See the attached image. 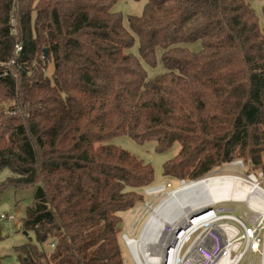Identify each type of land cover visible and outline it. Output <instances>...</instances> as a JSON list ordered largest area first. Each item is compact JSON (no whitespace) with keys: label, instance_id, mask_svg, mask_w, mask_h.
<instances>
[{"label":"trees","instance_id":"16d2710c","mask_svg":"<svg viewBox=\"0 0 264 264\" xmlns=\"http://www.w3.org/2000/svg\"><path fill=\"white\" fill-rule=\"evenodd\" d=\"M120 1L0 0V191L35 189L20 264H125L123 213L157 182L117 137L178 147L164 179L264 175V7L261 24L252 0H136L126 18Z\"/></svg>","mask_w":264,"mask_h":264},{"label":"rangeland","instance_id":"374dc122","mask_svg":"<svg viewBox=\"0 0 264 264\" xmlns=\"http://www.w3.org/2000/svg\"><path fill=\"white\" fill-rule=\"evenodd\" d=\"M144 3V1L122 0L115 6V11L121 12L125 18L130 15H140L142 14L144 9ZM251 3L260 18L261 24H263L262 10L264 7V0H252ZM132 52L134 54H138V43L135 44ZM160 64L161 63L159 61L157 70H149V75L155 74L156 71L157 73L161 72L163 68ZM52 72L53 65L51 63L49 65L48 74L51 75ZM110 143L129 151L145 163L151 164L154 168L157 182L156 185L145 190V201L143 204L137 206L134 209H131L126 213H123L124 223L120 245L125 264H138L131 248L128 245V238L131 240H139L146 223L150 220V217L153 214V209H156L161 205V203L165 202L169 198L170 193L179 190L185 183L188 184L198 182L200 180L216 176H236L242 178L245 182H253V179L255 178L260 181V186L264 188V182L262 180L261 174H257L256 171H253L249 167H246L242 160H236L230 164H227L217 169L210 176L202 178L200 180H168L164 179V164L167 160H169L176 154L178 147H173L168 151L158 152L156 149V144L154 142H146L140 144L132 140L130 137L126 136L117 137ZM9 175L10 172L8 170L4 171L0 175V184ZM245 184L248 185L247 183ZM157 189H160L161 191H156ZM34 191V188H7L0 191V217L2 215L15 216L14 220H1L3 232L5 234V236L0 239L1 264H20L14 248L16 246L30 242L37 244L35 236L32 233L26 236L24 234V231L22 230V220L25 217L26 208L33 202ZM222 202L224 203H220L214 207H210L212 210L208 213L216 211L219 216L223 217V220L220 224L230 223V225L238 229L240 233L237 237L234 238V245H237L238 243H240V241L243 240L244 226H256L258 228L261 227V238L264 239V215L252 212L244 203L241 202ZM189 208H191L190 205H187L184 208V216L187 215L186 212H190ZM152 224L155 227L159 225L157 221H152ZM162 239L164 238H161V240ZM245 244L246 242L245 240H243V247L241 248V250L238 253L232 252L231 262L235 261L234 257L238 256L237 254H240V252H242ZM158 247L150 246L149 253L151 254L152 252L154 253V255L152 254L153 256L157 255V257H162V246H160L159 244ZM46 248L48 250L52 249L50 246H48V244ZM263 252L264 243L261 245L260 251L258 253L247 254L238 264H264ZM162 264H164V262H162Z\"/></svg>","mask_w":264,"mask_h":264},{"label":"bare ground","instance_id":"6f19581e","mask_svg":"<svg viewBox=\"0 0 264 264\" xmlns=\"http://www.w3.org/2000/svg\"><path fill=\"white\" fill-rule=\"evenodd\" d=\"M254 181H256L255 178L253 182H245L242 178L236 176H216L198 182L185 183L182 188L170 193L165 202L153 209V214L146 223L140 239L131 240L128 238V245L137 263L162 264L165 260L164 256H153L154 253H149V247H158L159 244L165 247L174 234L176 241L179 243L178 246L174 245V247L179 248L196 226L203 225L218 217L216 211L208 212L212 210L210 207L224 203L222 201L241 202L252 212L264 215V189ZM156 191L161 190L157 189ZM187 205L191 206L189 208L190 212H186L187 215L184 216V208ZM194 218L196 220L193 221ZM152 221H157L159 225L155 227ZM231 229L234 235L238 233L236 227L232 226ZM181 231H184V233L178 237ZM161 238L164 239L161 240ZM171 247V245L167 246V250ZM228 255L227 252V256L224 257L221 264H238L236 261L231 262Z\"/></svg>","mask_w":264,"mask_h":264},{"label":"built area","instance_id":"2783aa9c","mask_svg":"<svg viewBox=\"0 0 264 264\" xmlns=\"http://www.w3.org/2000/svg\"><path fill=\"white\" fill-rule=\"evenodd\" d=\"M22 53V46H15V59H18ZM14 61L11 62L13 64ZM264 182L263 173H259ZM260 186V181H254ZM261 187V186H260ZM262 188V187H261ZM264 189V188H262ZM214 212V211H213ZM1 220H14L13 215H2ZM196 218L193 219V221ZM223 217H215L213 220L204 223L203 225L196 226L190 235L178 248L179 243L176 241L174 234L170 237L169 242L164 247L162 246V254L165 258L164 264H221L224 257L229 253L228 259L231 261L232 252L238 253L243 247V240L246 244L240 254L235 256L236 263H239L247 254L258 253L264 239L261 238L262 229L256 226H244L243 240L237 245L233 244L235 237L239 235V231L234 235L232 225L230 223L220 224ZM184 231H181L178 237L182 236ZM172 247L167 250V246ZM174 245H177L174 247ZM226 246V247H225ZM52 249L55 244H51ZM179 249V250H178ZM178 250V251H177ZM264 258V255H263ZM233 262V261H232Z\"/></svg>","mask_w":264,"mask_h":264},{"label":"water","instance_id":"95a60500","mask_svg":"<svg viewBox=\"0 0 264 264\" xmlns=\"http://www.w3.org/2000/svg\"><path fill=\"white\" fill-rule=\"evenodd\" d=\"M25 235L28 236V234L25 232Z\"/></svg>","mask_w":264,"mask_h":264}]
</instances>
